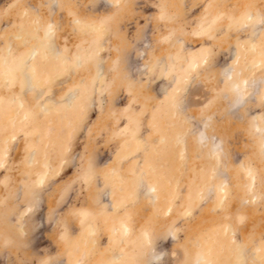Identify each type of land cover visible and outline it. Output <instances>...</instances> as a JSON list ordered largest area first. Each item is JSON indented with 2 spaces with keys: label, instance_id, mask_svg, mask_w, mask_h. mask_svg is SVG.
I'll return each mask as SVG.
<instances>
[{
  "label": "rangeland",
  "instance_id": "obj_1",
  "mask_svg": "<svg viewBox=\"0 0 264 264\" xmlns=\"http://www.w3.org/2000/svg\"><path fill=\"white\" fill-rule=\"evenodd\" d=\"M263 29L264 0H0V264H264Z\"/></svg>",
  "mask_w": 264,
  "mask_h": 264
},
{
  "label": "bare ground",
  "instance_id": "obj_2",
  "mask_svg": "<svg viewBox=\"0 0 264 264\" xmlns=\"http://www.w3.org/2000/svg\"><path fill=\"white\" fill-rule=\"evenodd\" d=\"M21 15V14H20ZM248 16H249V14H247ZM251 17V16H250ZM249 17V18H250ZM253 17V16H252ZM260 17V16H259ZM41 18V17H40ZM36 19H37V17H36ZM42 19V18H41ZM260 19V18H259ZM43 20V22H44V19H42ZM244 20V19H243ZM242 20V21H243ZM37 21V23H38V25H42L43 24V22H41V21H39V18L36 20ZM245 21V20H244ZM248 21V20H247ZM25 22V21H24ZM31 22V21H30ZM263 22V21H262ZM33 23V22H32ZM50 23V22H49ZM248 23V22H247ZM245 24V23H244ZM260 24V23H259ZM16 25V24H15ZM32 25V24H31ZM38 25H37V27H38ZM14 26V25H13ZM18 26V25H17ZM43 26H44V24H43ZM47 26V27H46ZM53 23H50V24H47V25H45V30H44V36L45 37H48V35L49 34H51L52 32H54V28H53ZM246 26V25H245ZM253 28H252V31H253V29H254V32H256V33H258L259 32V30L260 29H262L263 27H261L260 28V26H258V23H257V26L255 25V26H252ZM21 28V27H20ZM40 28V27H39ZM42 28V27H41ZM35 29H36V27H35ZM14 30H16V29H14ZM18 30V29H17ZM25 29H23V31H24ZM33 30V29H32ZM37 30V29H36ZM264 30V29H263ZM9 31V30H8ZM39 31V30H38ZM41 31V30H40ZM10 32V31H9ZM22 32V31H21ZM28 32V31H27ZM26 32V33H27ZM33 32H34V30H33ZM33 32H32V36H33ZM7 33V32H6ZM17 34V33H16ZM15 34V35H16ZM25 34V33H24ZM20 35V34H19ZM28 35V34H27ZM31 36V35H30ZM30 36H29V38H30ZM34 36H36L35 38H36V40L38 39V41H36L37 42V44H36V42H34L36 45L35 46H33L32 47V49L31 50H29L28 52H27V55L25 56V58H26V61H27V63L29 64L30 63V66H29V68H27V69H30V72L31 73H33V74H37L38 75V77H39V73H38V71H39V69H41V66H42V62L40 61V55H41V57H43L42 55V53L40 54H38V52H43L44 53V57L46 56V54L45 53H47V51L45 50V52L43 51V49L44 48H46V45H47V39L46 38H43V35H41V34H39V33H34ZM257 36V35H256ZM26 37H28V36H26ZM255 37V36H254ZM23 38V37H22ZM15 39V38H14ZM17 39V38H16ZM47 41H46V40ZM20 40V39H19ZM26 40V39H25ZM30 40V39H29ZM26 41H28V40H26ZM249 41V40H248ZM29 43V42H28ZM251 43H252V45H251ZM250 44H249V46H251V48H252V50H253V52L255 51L256 52V56H255V61L257 62L256 64H260L259 62H261L262 60V58H263V60H264V51H263V49L261 48V49H259L258 47H257V41H255L254 43L253 42H251ZM49 44V43H48ZM247 44V43H246ZM5 45V44H4ZM14 45V44H13ZM29 45H31V44H29ZM32 45H34V44H32ZM6 46V45H5ZM240 46V45H239ZM9 47H11V45L9 46ZM24 47V46H23ZM29 47V46H28ZM6 48V47H5ZM13 48V47H12ZM14 48H15V46H14ZM21 48V47H20ZM19 48V49H20ZM247 48H249V47H247ZM242 49V48H241ZM11 50H13V49H11ZM15 50H16V48H15ZM15 50H13L14 51V53H15ZM180 50V49H179ZM244 50V49H243ZM17 51H19V50H17ZM4 52L5 51H3V54H4ZM55 54H60L61 55V53H63V49H62V51L61 50H54L53 51ZM9 53V52H8ZM20 53V52H19ZM204 54H205V52H204ZM17 55V54H16ZM10 56V55H9ZM13 56V55H12ZM75 56V55H74ZM4 57V56H3ZM15 57V56H14ZM77 57H78V55H77ZM242 57V56H241ZM8 58V57H7ZM46 58V57H45ZM59 58V57H58ZM173 58V57H172ZM236 58V57H235ZM44 59V58H43ZM64 59V58H63ZM67 59V58H66ZM79 59V58H78ZM78 59H76V60H78ZM8 60H9V58H8ZM46 60H47V58H46ZM60 60H61V58H60ZM75 60V61H76ZM158 60V59H157ZM79 61V60H78ZM238 61V59H234V63H236ZM77 62V61H76ZM263 62V61H262ZM13 63V62H12ZM23 63V62H22ZM65 63V62H64ZM63 63V64H64ZM77 63H79V62H77ZM233 63V64H234ZM8 64V61H7V63H6V65ZM11 64V63H10ZM40 64V65H39ZM189 64V63H188ZM196 64V63H195ZM194 64V65H195ZM233 64H230L227 68H225L224 69V72H223V75H226L227 77H228V79H229V77L230 76H233V72H234V65ZM262 64V63H261ZM6 65H5V67H6ZM16 67H17V65H15ZM23 66V65H22ZM144 66V65H143ZM197 66V65H196ZM2 67V66H1ZM4 67V68H5ZM26 67V66H25ZM69 67V66H68ZM171 67V66H170ZM257 67V66H256ZM10 68H11V66H10ZM9 68V69H10ZM252 68V67H251ZM250 68V69H251ZM25 69V68H24ZM27 69H25V71L27 70ZM12 70H15V72L17 73V70H18V67H17V69L15 68V69H12ZM67 70V69H66ZM195 70V69H194ZM235 70H237L236 72H238L239 73V69H237V68H235ZM1 71V70H0ZM28 71V73H29V70H27ZM99 71H101V70H99ZM175 71V70H174ZM191 71H192V69H191ZM231 71H233V72H231ZM243 71V70H242ZM20 72V71H19ZM42 71H40V73H41ZM47 72V71H46ZM46 72H44V74L46 73ZM5 73V72H4ZM3 73V74H4ZM6 73H7V71H6ZM15 73V74H16ZM238 73H236V74H238ZM33 74H32V76H33ZM173 74V73H172ZM2 76V75H1ZM4 76H5V74H4ZM7 76V75H6ZM182 76V75H181ZM225 76V77H226ZM9 77V76H8ZM7 77V78H8ZM11 77H13V76H11ZM50 77V76H49ZM183 77V76H182ZM186 77V76H185ZM189 77V76H188ZM224 77V78H225ZM256 77V76H255ZM15 78H17V77H15ZM27 78V77H26ZM174 78V77H173ZM237 79L235 80V81H233V85H232V87H234L235 88V91L237 90V91H243V90H241V88H242V86H244V84H245V86L244 87H247L248 85H249V83H250V80H249V83H248V81L246 80V79H248V78H245V75L243 76V75H238L237 77H236ZM251 78V77H250ZM253 78V77H252ZM264 78V77H263ZM9 79V78H8ZM13 79V78H12ZM53 79V78H52ZM227 78H225V80H226ZM17 80V79H16ZM15 80V81H16ZM19 80V79H18ZM29 80L31 81V76H30V78H29ZM171 80V79H170ZM10 81V80H9ZM29 81V82H30ZM43 81V80H42ZM177 81V80H176ZM181 81V80H180ZM261 81H264V79L263 80H261ZM19 82V81H18ZM182 82V81H181ZM252 82L254 83V87H252L254 90L253 91H250L251 90V88H250V92H252V93H254V92H256V90H257V83H256V80L254 79V81L252 80ZM251 82V83H252ZM261 83V82H260ZM12 84V83H11ZM38 85V84H37ZM230 85H231V83H230ZM260 85V84H259ZM264 85V84H263ZM21 86V85H20ZM27 87V86H26ZM29 87H32L31 85L29 86ZM263 87V86H262ZM76 88V87H75ZM249 88V87H248ZM71 89V88H70ZM181 89V88H180ZM77 90V89H76ZM75 90V91H76ZM264 90V89H263ZM175 91V90H174ZM180 91V90H179ZM247 92H248V90H246ZM231 92V91H230ZM245 92V91H244ZM243 92V93H244ZM250 92H249V95H250ZM260 92V91H259ZM70 93H72V92H69V94ZM177 93H178V91H177ZM246 93V92H245ZM74 94V93H73ZM174 95V94H173ZM234 95V94H233ZM246 96H248V94L246 95ZM233 97V96H232ZM236 97V96H235ZM245 97V96H244ZM243 96H242V94H240L239 95V97L238 98H236L235 99V101H233L231 104H233V106H237V105H239V104H243L244 102H245V98H244ZM70 98H72V97H70ZM13 99V98H12ZM19 99V98H18ZM65 99V98H64ZM168 99H171V98H168ZM5 100V99H4ZM3 100V101H4ZM20 100V99H19ZM72 100V99H71ZM183 100V99H182ZM53 101V100H52ZM65 102H66V100H64ZM64 101H62V102H64ZM67 101H68V99H67ZM165 101V100H164ZM17 102V101H16ZM20 102H23V100L22 101H20ZM19 102V103H20ZM65 102H64V104H65ZM174 103V102H173ZM229 103V102H228ZM22 104V103H21ZM230 104V103H229ZM42 105V104H41ZM61 105H63V104H61ZM44 106V105H43ZM44 107H46V106H44ZM51 107V106H50ZM60 107V106H59ZM64 107V106H63ZM230 107H231V105H230ZM53 108V107H52ZM235 108V107H234ZM234 108H232V109H234ZM46 109V108H45ZM235 109H237V108H235ZM16 110V109H15ZM14 110V111H15ZM25 111H26V109H24ZM14 111H13V116H14V114L15 113H17V112H15L14 113ZM18 111V110H17ZM52 111V110H51ZM6 112V111H5ZM32 112H34V111H32ZM31 112V113H32ZM52 113V112H51ZM154 113V112H153ZM160 114V113H159ZM26 115H28V114H26ZM156 115V114H155ZM164 115H165V113H164ZM164 115H162V116H164ZM202 116V115H201ZM15 117V116H14ZM33 117V116H32ZM158 116H156V118H157ZM175 117V116H174ZM182 117V116H181ZM160 118H162V117H160ZM179 118V117H178ZM186 118V117H185ZM260 118H262V117H260ZM158 119V118H157ZM163 119V118H162ZM167 119V118H166ZM182 119V118H181ZM209 119H210V116H205L204 117V120H203V123H202V128H201V130H200V135H199V140H203V139H208V135L209 134H207L205 131H207L206 129L205 130H202L203 129V127H206L207 126V124H208V121H209ZM177 120V119H176ZM211 120V119H210ZM6 121V120H5ZM153 121V120H152ZM159 121V120H158ZM255 121H257V119L255 120ZM14 122V121H13ZM27 122V121H26ZM156 122V121H155ZM173 122V121H172ZM182 122V121H181ZM202 122V121H201ZM22 123V122H21ZM30 123V122H29ZM159 123H160V121H159ZM165 123V122H164ZM180 123V122H179ZM261 122H259V124H260ZM13 124V123H12ZM156 124V123H155ZM161 124V123H160ZM168 124V123H167ZM186 124V123H185ZM261 124H263V123H261ZM159 125V124H158ZM162 125V124H161ZM182 125H184V124H182ZM255 125V124H254ZM11 126V125H10ZM24 126V125H23ZM173 126V125H172ZM256 126V125H255ZM254 126V127H255ZM156 127V126H155ZM208 127V126H207ZM257 127V129L259 130V128H258V126H256ZM255 127V128H256ZM10 128V127H9ZM165 128V127H164ZM189 128V127H188ZM210 128V127H209ZM208 128V129H209ZM170 129V128H169ZM263 129H264V127H263ZM165 130V129H164ZM176 130V129H175ZM183 130V129H182ZM187 130V129H186ZM196 130V129H195ZM198 130V129H197ZM254 131H255V129H253ZM260 130H262L261 128H260ZM155 131V130H154ZM157 131V130H156ZM180 131H181V129H180ZM209 131V130H208ZM257 131V130H256ZM161 132V131H160ZM178 131H176V133H177ZM183 131H181V133H182ZM210 132V131H209ZM162 133V132H161ZM161 133H159L160 135H161ZM174 133V132H173ZM179 133V132H178ZM180 134V133H179ZM197 134V133H196ZM262 134V133H261ZM169 135V134H168ZM172 135V134H171ZM178 135V134H177ZM182 135V134H181ZM162 136V135H161ZM160 136V138H162ZM165 136V135H164ZM173 136V135H172ZM179 136V135H178ZM196 136V135H195ZM216 136V135H215ZM215 136L214 135H212L211 137H213L212 138V142H211V150L212 151H217V150H219V146L221 145H219V140L217 139V138H215ZM263 136H264V134H263ZM13 137V136H12ZM134 137V136H133ZM170 137V136H169ZM183 137V136H182ZM219 137V136H218ZM170 138H172V137H170ZM168 139V138H167ZM219 139H222V138H219ZM263 139H264V137H263ZM164 140V139H163ZM173 140V139H172ZM181 140V139H180ZM47 141V140H46ZM135 141V140H134ZM166 141V140H165ZM168 141V140H167ZM178 141V140H177ZM207 141V140H206ZM205 141V142H206ZM170 142V141H169ZM202 142V141H201ZM130 143V142H129ZM135 143V142H134ZM222 143V142H221ZM130 144H132V143H130ZM129 144V145H130ZM147 144V143H146ZM169 144V143H168ZM184 144V143H183ZM134 145V144H133ZM175 145V144H174ZM201 145V144H200ZM144 146V145H143ZM149 146H151V145H149ZM139 147V146H138ZM157 147V146H156ZM204 147V146H203ZM206 147V146H205ZM208 147H210V144H209V146H207L206 148H207V150H208ZM222 147V146H221ZM163 148V147H162ZM167 148V147H166ZM176 148V147H175ZM158 149V148H157ZM261 149H263V148H261ZM166 150V149H165ZM175 150V149H174ZM204 150V149H203ZM209 150H210V148H209ZM210 150V151H211ZM168 151H169V149H168ZM131 152V151H130ZM164 152V151H163ZM174 152V151H173ZM42 153V152H41ZM121 153V152H120ZM210 153V152H209ZM217 154H218V152H216ZM150 154V153H149ZM166 154V153H165ZM183 154V153H182ZM212 154V153H211ZM216 154V155H217ZM164 155V154H163ZM2 156H3V154H2ZM145 156V155H144ZM184 156V155H183ZM158 158H160V157H158ZM155 159V158H154ZM166 159V158H165ZM219 158H217V160H218ZM222 159V158H221ZM34 160H36V159H34ZM33 160V161H34ZM161 160V159H160ZM223 160V159H222ZM143 161V160H142ZM141 161V162H142ZM167 161V160H166ZM219 161V160H218ZM46 162V161H45ZM153 162V161H152ZM179 162V161H178ZM33 163V162H32ZM118 163V162H117ZM142 164V163H141ZM140 164V165H141ZM179 164V163H178ZM116 165V164H115ZM172 165V164H171ZM175 166H179V165H175ZM147 167V166H146ZM218 167V166H217ZM108 168V167H107ZM192 168H193V166H192ZM150 169H152V168H150ZM194 169V168H193ZM170 170V169H169ZM213 170V169H212ZM220 170H222V169H220ZM214 171V170H213ZM208 173V172H207ZM215 173V172H214ZM223 173V172H222ZM149 174V173H148ZM226 174V173H225ZM253 174V173H252ZM153 176H154V173L152 174ZM223 175V174H222ZM228 175V174H227ZM155 176H157V175H155ZM159 176V175H158ZM161 176V175H160ZM163 176V175H162ZM251 176V175H250ZM173 177V176H172ZM253 177H254V175H253ZM146 178V177H145ZM148 178V177H147ZM210 178V177H209ZM255 178V177H254ZM222 179V178H221ZM224 179V178H223ZM227 179V178H226ZM113 180V179H112ZM178 180V179H177ZM250 180V179H249ZM248 180V181H249ZM39 181H41V179H39ZM125 181V180H124ZM133 181V180H132ZM131 181V182H132ZM140 181V180H139ZM134 182V181H133ZM189 182V181H188ZM222 182V181H221ZM38 183V182H37ZM120 183V182H119ZM139 184V183H138ZM204 184V183H203ZM155 185V184H154ZM156 185H157V183H156ZM219 185V184H218ZM148 186H150V185H147V187ZM220 186V185H219ZM132 187V186H131ZM214 187V186H213ZM250 187V186H249ZM118 188H119V185H118ZM150 189H154V188H157V186H152V187H149ZM187 188V187H186ZM198 188V187H197ZM224 187L223 186H221L220 187V189H223ZM113 189V188H112ZM190 189V188H189ZM225 190H226V188H224ZM178 190V189H177ZM210 190V189H209ZM243 190V189H242ZM148 191H149V189H148ZM154 191V190H153ZM216 191V190H215ZM122 192V191H121ZM172 192H173V190H172ZM214 192V191H213ZM219 192V191H218ZM246 192V191H245ZM130 193H132V192H130ZM169 193V192H168ZM217 193V192H216ZM122 194V193H121ZM154 194H156L155 192H154ZM199 194V193H198ZM218 195V194H217ZM219 197H220V195H219ZM135 199V198H134ZM191 199V198H190ZM187 200V199H186ZM220 200V199H219ZM245 200V199H244ZM128 201H129V199H128ZM219 202V201H218ZM188 203V202H187ZM127 204V203H126ZM155 204H156V202H155ZM192 204V203H191ZM215 206H216V204H214ZM218 205H220V204H218ZM225 205V204H224ZM155 208V207H154ZM27 209V208H26ZM153 210V209H152ZM160 210H162V209H160ZM159 210V211H160ZM190 211V210H189ZM157 213V212H156ZM124 219H123V217L122 218H120V223H124ZM126 223V222H125ZM113 224H114V222H113ZM217 225V224H216ZM221 225V224H220ZM227 225V224H226ZM230 225V224H229ZM114 226V225H113ZM113 226L111 227V228H113ZM123 226H124V229H123V231L124 230H127V227H128V224L126 225V224H123ZM92 228V227H91ZM120 228V227H119ZM226 228V227H225ZM222 230H223V228H221ZM234 229V228H233ZM92 230H94V229H92ZM115 230V229H114ZM144 231V230H143ZM226 231V230H225ZM81 232V231H80ZM131 232V231H130ZM206 232V231H205ZM146 233H148V231L146 232ZM202 233V232H201ZM221 233V232H220ZM225 233V232H224ZM85 234H86V232H85ZM140 234V233H139ZM138 234V235H139ZM200 234V233H199ZM207 234V233H206ZM209 234V233H208ZM205 235V234H204ZM221 235V234H220ZM224 235V234H223ZM210 236V235H209ZM217 236V235H216ZM148 237H149V235H148ZM148 237H147V239H148ZM201 237H203V236H201ZM207 237V236H206ZM138 238H139V236H138ZM214 237H211L210 239H213ZM220 238V237H219ZM226 238V237H225ZM234 238V237H233ZM205 239V238H204ZM242 239V238H241ZM83 240V239H82ZM217 240V239H216ZM202 241H204V240H202ZM206 241H208V239L206 240ZM76 242V241H75ZM143 242V241H142ZM215 242V241H214ZM85 243V242H84ZM118 243V242H117ZM233 243V242H232ZM221 244V243H220ZM219 244V245H220ZM225 244V243H224ZM236 244V243H235ZM200 245V244H199ZM227 246H228V244H226ZM88 246V245H87ZM234 246V245H233ZM237 246V245H236ZM254 246V245H253ZM153 247V246H152ZM211 247V246H210ZM224 247V246H223ZM222 246H221V250H222V248H223ZM231 247V246H230ZM257 247V246H256ZM214 248H216V247H214ZM248 248V247H247ZM246 248V249H247ZM250 248V247H249ZM86 249H88V248H86ZM92 249V248H91ZM90 249V250H91ZM152 249V248H151ZM156 249V248H155ZM152 249V251H153V254H155L156 253V250L158 249ZM245 249V250H246ZM255 249V248H254ZM253 249V250H254ZM155 250V251H154ZM234 250V249H233ZM252 250V249H251ZM258 250V249H257ZM208 251V250H207ZM256 251V250H255ZM196 252V251H195ZM199 252V251H198ZM197 252V253H198ZM217 252H218V250L217 249H213V248H210L209 249V256H210V260H212L211 262V264H218L215 260L217 259V257L219 256V255H217ZM223 252V251H222ZM234 252V251H233ZM232 252V254H234ZM118 253V252H117ZM121 253V252H120ZM163 253V252H162ZM196 253V254H197ZM259 253V252H258ZM200 254H201V252H200ZM199 254V255H200ZM253 254V253H252ZM235 255V254H234ZM251 255V254H250ZM249 255V256H250ZM115 256V255H114ZM118 256H120L119 255V253H118ZM122 256V255H121ZM163 256V255H162ZM194 256V255H193ZM201 256V255H200ZM205 256V258H208L209 256L208 255H204ZM208 256V257H207ZM236 256V255H235ZM238 256V255H237ZM259 256V255H258ZM160 257V254H155L154 255V259H158ZM195 257V256H194ZM198 257V256H197ZM221 257V256H220ZM229 257V256H228ZM114 258V257H113ZM116 258V257H115ZM131 258H132V256H131ZM150 258V257H149ZM201 258V257H200ZM243 258H244V255H243ZM117 259V258H116ZM122 259V258H121ZM195 259V258H194ZM219 259V258H218ZM217 259V260H218ZM231 259V258H230ZM119 260V259H118ZM158 260H160V259H158ZM210 260H209V263H210ZM241 260V259H240ZM249 260V259H248ZM113 261H115L114 259H113ZM117 261V260H116ZM123 261H124V259H123ZM148 261V260H147ZM192 261V260H191ZM226 261V260H225ZM122 262V261H121ZM152 262V261H151ZM157 262V261H156ZM155 262V264H158V262L156 263ZM201 262V261H200ZM200 262H198L199 264H200ZM216 262V263H215ZM234 262H235V260H234ZM78 263V262H77ZM114 263V262H113ZM123 263H125V262H122V264ZM191 263V262H190ZM227 263V262H226ZM229 263H230V261H229ZM117 264V263H116ZM234 264V263H233ZM236 264H243L242 262H240V261H237L236 260Z\"/></svg>",
  "mask_w": 264,
  "mask_h": 264
}]
</instances>
